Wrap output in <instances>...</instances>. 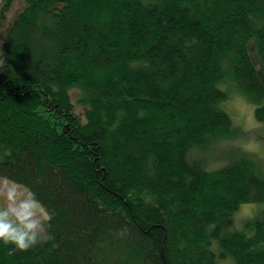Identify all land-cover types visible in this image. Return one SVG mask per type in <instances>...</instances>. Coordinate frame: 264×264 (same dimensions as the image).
<instances>
[{
  "label": "trees",
  "instance_id": "1",
  "mask_svg": "<svg viewBox=\"0 0 264 264\" xmlns=\"http://www.w3.org/2000/svg\"><path fill=\"white\" fill-rule=\"evenodd\" d=\"M0 0V180L49 219L0 264H264V0ZM79 90L77 101L71 92ZM77 106V107H78ZM243 220V219H242Z\"/></svg>",
  "mask_w": 264,
  "mask_h": 264
},
{
  "label": "clouds",
  "instance_id": "2",
  "mask_svg": "<svg viewBox=\"0 0 264 264\" xmlns=\"http://www.w3.org/2000/svg\"><path fill=\"white\" fill-rule=\"evenodd\" d=\"M49 211L29 187L4 178L0 186V242L10 251L36 246L45 235Z\"/></svg>",
  "mask_w": 264,
  "mask_h": 264
},
{
  "label": "rangeland",
  "instance_id": "3",
  "mask_svg": "<svg viewBox=\"0 0 264 264\" xmlns=\"http://www.w3.org/2000/svg\"><path fill=\"white\" fill-rule=\"evenodd\" d=\"M24 5L25 4L21 0H17L14 3L11 11L7 14L9 22L12 21L18 11L23 9ZM79 95V90L71 92V97L76 104ZM77 106L76 108L78 109V112L81 113L82 108ZM228 106L236 124L243 132V135H241L238 141L239 145L243 146L255 156V160L260 164L261 169L264 171V128L256 120L254 106L240 96H235ZM3 182V180H0V186H2ZM263 208L264 204L254 203L243 205L239 213L241 222L243 221L244 223L245 220L253 218Z\"/></svg>",
  "mask_w": 264,
  "mask_h": 264
}]
</instances>
